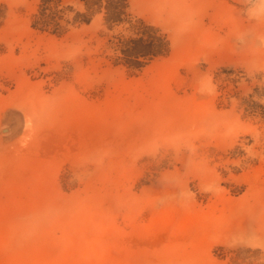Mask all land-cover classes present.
I'll return each mask as SVG.
<instances>
[{
	"label": "rangeland",
	"instance_id": "obj_1",
	"mask_svg": "<svg viewBox=\"0 0 264 264\" xmlns=\"http://www.w3.org/2000/svg\"><path fill=\"white\" fill-rule=\"evenodd\" d=\"M128 2L57 36L0 0V264H264V0Z\"/></svg>",
	"mask_w": 264,
	"mask_h": 264
},
{
	"label": "trees",
	"instance_id": "obj_2",
	"mask_svg": "<svg viewBox=\"0 0 264 264\" xmlns=\"http://www.w3.org/2000/svg\"><path fill=\"white\" fill-rule=\"evenodd\" d=\"M87 13H76L71 21L64 8L63 0H40L38 12L34 17L33 28L61 36L70 25L89 24L94 15L104 12L107 26H115L125 21L129 15L128 0H83ZM132 36L117 38L115 44L118 59L131 68H143L157 58L170 53V42L159 30L137 21L132 27Z\"/></svg>",
	"mask_w": 264,
	"mask_h": 264
}]
</instances>
